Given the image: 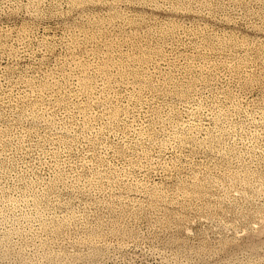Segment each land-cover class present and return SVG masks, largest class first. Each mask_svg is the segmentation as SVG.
I'll list each match as a JSON object with an SVG mask.
<instances>
[{
	"label": "rangeland",
	"instance_id": "1",
	"mask_svg": "<svg viewBox=\"0 0 264 264\" xmlns=\"http://www.w3.org/2000/svg\"><path fill=\"white\" fill-rule=\"evenodd\" d=\"M0 264H264V0H0Z\"/></svg>",
	"mask_w": 264,
	"mask_h": 264
}]
</instances>
